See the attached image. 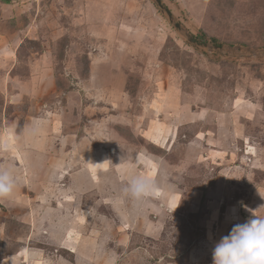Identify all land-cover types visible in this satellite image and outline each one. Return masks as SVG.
Wrapping results in <instances>:
<instances>
[{
    "label": "rangeland",
    "instance_id": "1",
    "mask_svg": "<svg viewBox=\"0 0 264 264\" xmlns=\"http://www.w3.org/2000/svg\"><path fill=\"white\" fill-rule=\"evenodd\" d=\"M162 3L208 52L155 0H0V167L16 177L0 264L22 249L30 264H212L251 204L264 215V0ZM158 129L170 151L151 150ZM132 174L179 206L134 207Z\"/></svg>",
    "mask_w": 264,
    "mask_h": 264
},
{
    "label": "clouds",
    "instance_id": "2",
    "mask_svg": "<svg viewBox=\"0 0 264 264\" xmlns=\"http://www.w3.org/2000/svg\"><path fill=\"white\" fill-rule=\"evenodd\" d=\"M15 187L14 168L0 167V200L10 198ZM159 187L151 174H132L127 178L122 194L134 207H138L147 197L154 195ZM212 264H264V215L252 212L244 223L234 225L229 234L215 244Z\"/></svg>",
    "mask_w": 264,
    "mask_h": 264
},
{
    "label": "crops",
    "instance_id": "3",
    "mask_svg": "<svg viewBox=\"0 0 264 264\" xmlns=\"http://www.w3.org/2000/svg\"><path fill=\"white\" fill-rule=\"evenodd\" d=\"M127 130H129V129H127ZM126 130V131H127ZM123 132L125 133V131L123 130ZM133 134V133H132ZM112 136V135H111ZM133 136V137H132ZM131 136V138H145V136L144 135H142L140 132L139 133H134L133 135ZM151 136V137H150ZM149 137H150V141L152 142L151 144H150V147H151V150L152 151H154V152H156L157 150H159V149H164V150H167V151H170L171 149V147L172 146H174L175 145V140H171V139H168L167 140V138H171V137H169V136H167V135H163V130L162 129H158L157 131L155 130L154 132H153V135H149ZM121 138V137H120ZM123 138V137H122ZM248 138H237V140L240 142V147H242L243 148V155L242 156H245V157H247L248 159H250L251 160V162L252 163H254L255 161H257L258 159H260L259 158V154H254V153H252L253 151H251V152H248V154H247V152H246V148L245 147H247L246 145H247V143H246V140H247ZM148 141V140H147ZM154 144V145H153ZM243 144V145H242ZM252 144H255L253 141H250V143L248 144V146H251V147H253L252 146ZM209 145H210V148H214L215 147V145L212 143V142H209ZM157 147V148H159V149H157V148H155V147ZM252 149V148H251ZM256 149V148H255ZM253 150V149H252ZM140 153H141V151H140ZM258 153H260V151H259V148H258ZM138 154H139V152H138ZM152 154V153H151ZM142 157L144 158V157H148V155H145V153L144 154H142V156H141V159H142ZM262 158H264V157H262ZM143 161V160H142ZM140 162V166L141 165H144V162ZM152 165L154 166V163L152 162ZM154 171V173H156L157 172V170L155 169V170H153ZM153 174V173H152ZM155 194H157L158 196L159 195H161V199L160 200H164L165 201V203H166V206H167V208H168V210L169 211H173L176 207H177V204H179V202L178 201H180V199H179V195L178 194H176V192L174 191V188H167V190H166V195H164L163 194V192H162V188H160L159 187V189H158V191L155 193ZM158 196H157V198L156 199H158ZM177 196V197H176ZM149 197H151V198H155L153 195L152 196H149ZM167 197V198H166ZM259 197V198H258ZM257 198H258V209L260 210L259 212H264V206H261V205H264V194L263 195H260L259 196V194H258V196H257ZM176 206V207H175ZM174 207V208H173ZM251 210H250V214H252V212H254V210H256V209H254V208H256V205L255 206H253L252 204H251ZM175 211V210H174ZM255 213V212H254ZM236 216H240V215H236ZM240 218H242V216L240 217ZM243 220H246V219H244V218H242V221ZM19 255H22V256H19ZM27 255V254H26ZM34 255H35V253H31L30 255H28V259H30V260H33V258H34ZM15 257H18L19 256V258H18V260H19V264H30V260H26V258H25V255H24V250L22 249V250H20V251H18L15 255H14ZM44 260H46V262L45 263H48V260L44 257ZM5 261H7V260H5ZM32 263V262H31Z\"/></svg>",
    "mask_w": 264,
    "mask_h": 264
},
{
    "label": "water",
    "instance_id": "4",
    "mask_svg": "<svg viewBox=\"0 0 264 264\" xmlns=\"http://www.w3.org/2000/svg\"><path fill=\"white\" fill-rule=\"evenodd\" d=\"M155 2L157 3V5L159 6V8L161 9V11L167 16V18L169 19V21L171 22V24L173 25V27L179 32L181 33L184 38L186 39V41L193 46L194 48L206 53L208 52V50L211 48L210 44L207 42H203L200 41L198 38H196L195 36H193L192 34H190L183 26L180 22L176 21L173 13L164 6V4L162 3V0H155ZM213 49L215 51H220L222 49V46L219 45H214Z\"/></svg>",
    "mask_w": 264,
    "mask_h": 264
},
{
    "label": "trees",
    "instance_id": "5",
    "mask_svg": "<svg viewBox=\"0 0 264 264\" xmlns=\"http://www.w3.org/2000/svg\"><path fill=\"white\" fill-rule=\"evenodd\" d=\"M205 38H206V35L205 34H202V38L198 37V39H200L201 41H204ZM212 42L218 43L216 39L215 40H212ZM119 131L122 132V135L124 134V132H123V130H122L121 127L118 128V132ZM128 138H131V135L130 134L128 135Z\"/></svg>",
    "mask_w": 264,
    "mask_h": 264
},
{
    "label": "bare ground",
    "instance_id": "6",
    "mask_svg": "<svg viewBox=\"0 0 264 264\" xmlns=\"http://www.w3.org/2000/svg\"><path fill=\"white\" fill-rule=\"evenodd\" d=\"M247 144H248V143H247ZM5 145H6V146H5V147H6V149L8 150L10 147H9V148H7V146H8V145H7V142L5 143ZM249 147H250V148H249ZM249 147H247V148H248V149H250V150H252V149H253L251 146H249ZM251 148H252V149H251ZM253 150H254V149H253ZM17 196H18V195H17ZM41 255H42V254H41ZM36 256H37V255H36ZM38 257H39V256H38ZM40 258H41V257H40Z\"/></svg>",
    "mask_w": 264,
    "mask_h": 264
}]
</instances>
